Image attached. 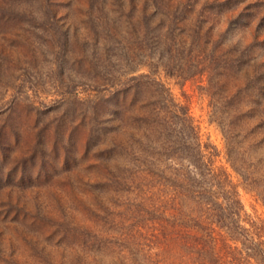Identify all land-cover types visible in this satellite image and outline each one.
I'll return each instance as SVG.
<instances>
[{
	"label": "rangeland",
	"instance_id": "obj_1",
	"mask_svg": "<svg viewBox=\"0 0 264 264\" xmlns=\"http://www.w3.org/2000/svg\"><path fill=\"white\" fill-rule=\"evenodd\" d=\"M212 1L0 0V264H176L177 242L162 236L169 225L144 214L141 155L156 137L139 118L145 99L127 119L106 81L128 65L146 73L149 61L215 148L244 212L264 221L260 200L225 163L208 68L181 78L163 67L169 43L197 23L222 49L264 39V0H216L220 10ZM250 52L264 62V44ZM185 210L179 223L193 231Z\"/></svg>",
	"mask_w": 264,
	"mask_h": 264
},
{
	"label": "trees",
	"instance_id": "obj_2",
	"mask_svg": "<svg viewBox=\"0 0 264 264\" xmlns=\"http://www.w3.org/2000/svg\"><path fill=\"white\" fill-rule=\"evenodd\" d=\"M223 2L214 0L208 7L220 10ZM195 25L187 39L169 43L163 67L172 66L170 70L181 78L199 72L204 64L208 68L210 97H215L211 112L224 141L225 163L264 206V135H254L256 127L264 124V62H257L250 52L254 44L262 46L264 39L222 49L219 38L209 37L208 29L201 31V24ZM142 66L147 67L146 73L130 75L134 70L128 65L123 71L108 73L106 81L113 86V106L124 108L127 119L139 96L145 99L139 118L147 137L156 136L147 139L141 155L146 220L152 222L155 217L153 221L162 229L165 223L169 225L162 236L177 242L176 264L243 260L264 264V221H255L244 212L237 184L226 168L215 165V148L201 142L187 109L152 76L158 65L149 61ZM159 192L162 198L167 196L168 204ZM185 208L189 218L185 226L193 231L183 230L179 223L185 220Z\"/></svg>",
	"mask_w": 264,
	"mask_h": 264
}]
</instances>
